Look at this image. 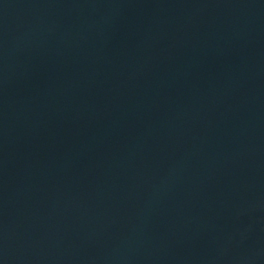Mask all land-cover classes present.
Returning a JSON list of instances; mask_svg holds the SVG:
<instances>
[{
  "label": "water",
  "instance_id": "water-1",
  "mask_svg": "<svg viewBox=\"0 0 264 264\" xmlns=\"http://www.w3.org/2000/svg\"><path fill=\"white\" fill-rule=\"evenodd\" d=\"M0 264H264V0H0Z\"/></svg>",
  "mask_w": 264,
  "mask_h": 264
}]
</instances>
